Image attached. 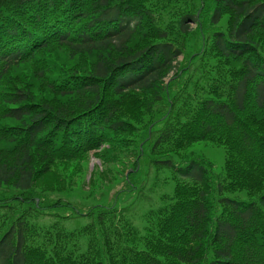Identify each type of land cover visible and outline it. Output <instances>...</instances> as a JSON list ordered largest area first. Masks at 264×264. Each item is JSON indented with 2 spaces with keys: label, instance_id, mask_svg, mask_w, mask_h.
I'll return each instance as SVG.
<instances>
[{
  "label": "trees",
  "instance_id": "16d2710c",
  "mask_svg": "<svg viewBox=\"0 0 264 264\" xmlns=\"http://www.w3.org/2000/svg\"><path fill=\"white\" fill-rule=\"evenodd\" d=\"M166 3L0 0V190L15 193H0V264H264V0ZM61 50L82 57L79 71ZM200 143L224 150L218 172L190 159ZM92 153L169 173L172 192L143 227L119 206L130 173L103 187H128L108 206L51 200L81 179L70 172L34 197L39 174H81ZM95 179L85 200L101 201ZM66 211L89 223L67 231Z\"/></svg>",
  "mask_w": 264,
  "mask_h": 264
},
{
  "label": "rangeland",
  "instance_id": "374dc122",
  "mask_svg": "<svg viewBox=\"0 0 264 264\" xmlns=\"http://www.w3.org/2000/svg\"><path fill=\"white\" fill-rule=\"evenodd\" d=\"M166 3V0H165ZM169 7V4L166 3ZM167 10V8H166ZM164 18L168 21L172 19L171 15H164ZM202 44V39L196 35H194L192 38L189 40V46L194 48V51L198 50V48ZM63 51V52H62ZM68 53L65 52V50H61L58 52V57L62 61L66 63V67L69 69L71 68L73 71L77 72L79 71L80 67V59L82 58L81 56L76 57L75 60H70L68 58ZM183 58H181L180 61H182ZM64 65V63L62 64ZM70 69V70H71ZM192 72L195 73L197 71V66H193L191 68ZM94 153L91 154V159H90V164L82 166V173L79 174L77 173L76 166L70 167V170H61L62 167L59 168L58 165L54 168L53 172H50L49 177L43 178V174H39L37 177V180L34 185V189L32 191L35 193L34 197L36 198L37 195L39 196L41 194V187L43 185H48L50 186L51 182L55 181H64L66 178V174L69 172L72 173V176L74 175H82L81 179L79 180V177H75L74 180L76 183L70 185L69 191L66 193V195H56L52 194L50 195L51 200H56L58 198L62 199L65 202H69L73 205L76 206H88L89 208H92L97 205H111L114 202V194L119 190V188L123 189H128L126 185L123 183L119 188L115 190L111 195H104L103 187L107 186L108 180H113L115 178V175H118L122 172H126L128 174H132L131 176V181L134 186V190L132 193L129 195L121 197V201L119 203V206H122L124 208L131 207V214L134 220V224L137 227H143L144 222L143 218L144 216L152 211L156 210L159 206H161V197L166 194H170L172 192V182L170 179V175L168 172H161L159 174H156L154 171L152 165L150 163H147L143 165L144 160H142V165H139L137 168V171H133V164H134V159L127 161L126 165L125 164H119V165H114V166H109L106 163H102L99 159H96L93 155ZM189 155L192 154L191 160H198L200 157H206L210 161L214 163L216 166V171L218 172L224 163V157L225 153L224 150L220 147H215L207 143H200L194 146V148L188 153ZM69 164L74 165V163L69 162ZM109 170V172H108ZM54 173H58L59 175V180L56 177ZM69 173V174H70ZM144 181V186L143 188L138 187V183L142 180L145 179ZM96 178V179H95ZM91 179H95V184L97 183V188L94 190H101L99 192L98 200L101 201H96L94 199H88L85 200L86 196L83 193V190L88 191L90 188L89 183L91 182ZM45 180H47L45 182ZM51 181V182H48ZM53 190V188H48L46 190ZM0 193L5 194V195H11L15 194L10 188L7 189H1ZM18 193V192H17ZM104 195V196H103ZM103 196V197H102ZM241 198H245L242 196ZM33 199V194L29 198L31 202H26L23 205H21L20 209L23 211V214L27 217L33 214L34 210V202H32ZM2 209L0 210V213H2ZM11 215L13 214L12 212L10 213ZM61 214L65 217V228L69 232H73L75 230H79L82 227H84L86 224L89 223L88 218L85 216H80L76 214H70L67 211L66 212H61ZM9 221L10 219L8 218L7 222L3 225L5 229L9 226ZM52 221H54L53 218L50 217H40L38 219V222L41 225H49ZM2 228V225H0V230ZM0 231V237L2 234V231ZM85 240L81 241L82 246L85 244Z\"/></svg>",
  "mask_w": 264,
  "mask_h": 264
}]
</instances>
